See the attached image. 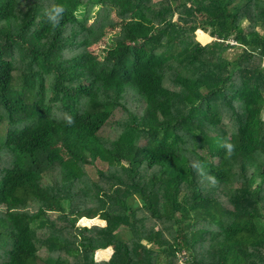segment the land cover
I'll return each mask as SVG.
<instances>
[{
  "label": "trees",
  "instance_id": "1",
  "mask_svg": "<svg viewBox=\"0 0 264 264\" xmlns=\"http://www.w3.org/2000/svg\"><path fill=\"white\" fill-rule=\"evenodd\" d=\"M263 112L264 0H0V264H264Z\"/></svg>",
  "mask_w": 264,
  "mask_h": 264
},
{
  "label": "rangeland",
  "instance_id": "2",
  "mask_svg": "<svg viewBox=\"0 0 264 264\" xmlns=\"http://www.w3.org/2000/svg\"><path fill=\"white\" fill-rule=\"evenodd\" d=\"M154 1H157V0H154ZM94 13H95V10H93V13L91 14V18L90 20L88 21L89 23L93 22L94 21ZM96 15V14H95ZM110 18L112 19L113 17L110 16ZM114 31L115 30H108L107 34L105 37H102L100 41L96 42V43H93L91 44L90 46V50L93 52L94 55H96L97 57H99L98 55H100L102 52H103V48L105 47L106 45V40L108 38H110L111 35L114 34ZM207 36V40H203V39H200L199 37V31H197L195 34H194V38L197 42H199L200 44H209L211 43L212 39H210V37L208 35ZM236 52V51H234ZM232 56V52H229V57ZM263 117H264V112H263ZM146 137L143 136L139 142L140 145H145L146 144ZM79 225L81 226H86V227H91L93 225H101V226H104L105 223L100 221V220H97V221H78ZM111 254H112V249L111 248H107L105 250H98L95 252L94 254V260L96 262H102V261H107L109 260V258L111 257ZM184 257L183 254L182 256H179V261H181L182 259V263L184 261ZM235 263V256L234 255H231L229 256V261H228V264H234Z\"/></svg>",
  "mask_w": 264,
  "mask_h": 264
},
{
  "label": "clouds",
  "instance_id": "3",
  "mask_svg": "<svg viewBox=\"0 0 264 264\" xmlns=\"http://www.w3.org/2000/svg\"><path fill=\"white\" fill-rule=\"evenodd\" d=\"M59 11H61V9H57V12H59ZM53 19H55V18L53 17Z\"/></svg>",
  "mask_w": 264,
  "mask_h": 264
},
{
  "label": "crops",
  "instance_id": "4",
  "mask_svg": "<svg viewBox=\"0 0 264 264\" xmlns=\"http://www.w3.org/2000/svg\"><path fill=\"white\" fill-rule=\"evenodd\" d=\"M105 250V249H104Z\"/></svg>",
  "mask_w": 264,
  "mask_h": 264
}]
</instances>
